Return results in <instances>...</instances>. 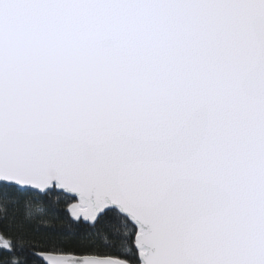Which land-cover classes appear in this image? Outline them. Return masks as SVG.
Here are the masks:
<instances>
[{
  "label": "snow or ice",
  "instance_id": "1",
  "mask_svg": "<svg viewBox=\"0 0 264 264\" xmlns=\"http://www.w3.org/2000/svg\"><path fill=\"white\" fill-rule=\"evenodd\" d=\"M0 264H264V0H0Z\"/></svg>",
  "mask_w": 264,
  "mask_h": 264
},
{
  "label": "trees",
  "instance_id": "2",
  "mask_svg": "<svg viewBox=\"0 0 264 264\" xmlns=\"http://www.w3.org/2000/svg\"><path fill=\"white\" fill-rule=\"evenodd\" d=\"M56 226H57L58 228L61 227V225H59V224H57Z\"/></svg>",
  "mask_w": 264,
  "mask_h": 264
}]
</instances>
